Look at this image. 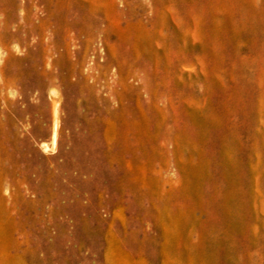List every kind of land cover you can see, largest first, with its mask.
I'll return each instance as SVG.
<instances>
[{"label": "rangeland", "instance_id": "obj_1", "mask_svg": "<svg viewBox=\"0 0 264 264\" xmlns=\"http://www.w3.org/2000/svg\"><path fill=\"white\" fill-rule=\"evenodd\" d=\"M0 264H264V0H0Z\"/></svg>", "mask_w": 264, "mask_h": 264}, {"label": "bare ground", "instance_id": "obj_2", "mask_svg": "<svg viewBox=\"0 0 264 264\" xmlns=\"http://www.w3.org/2000/svg\"><path fill=\"white\" fill-rule=\"evenodd\" d=\"M2 39V38H1ZM2 43V42H1ZM57 114V113H56ZM56 133V132H55Z\"/></svg>", "mask_w": 264, "mask_h": 264}]
</instances>
